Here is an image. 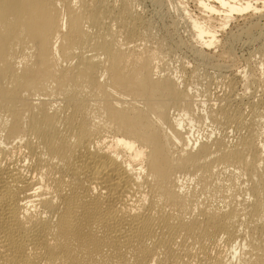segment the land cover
<instances>
[{"label":"bare ground","instance_id":"1","mask_svg":"<svg viewBox=\"0 0 264 264\" xmlns=\"http://www.w3.org/2000/svg\"><path fill=\"white\" fill-rule=\"evenodd\" d=\"M152 2L193 67L129 0H0V264H264V63L227 60L263 44L264 0Z\"/></svg>","mask_w":264,"mask_h":264},{"label":"rangeland","instance_id":"2","mask_svg":"<svg viewBox=\"0 0 264 264\" xmlns=\"http://www.w3.org/2000/svg\"><path fill=\"white\" fill-rule=\"evenodd\" d=\"M143 1H144V3H143ZM171 1H173L174 3H178L182 7H187L192 16H197L200 18H203L204 16H206L205 15L206 11H204L200 7V5L197 4L198 0H171ZM129 2L133 5V7L137 8V10L139 12H142L147 17L150 16V18H151L154 15H156L155 13H157V15H158V16L156 15L155 17H153L154 20L152 22V30H153L154 39L146 44V47L148 48V51L150 53L161 52L163 55V59H165V55H168L171 59L170 60V67L172 69H177L182 64H187L190 67H193L195 65L196 60L192 58L193 55L190 53L191 51L189 52L190 47L186 46L187 41L185 42V45H184L185 48L181 44L182 41L189 40L191 38L190 28L187 25L178 22L176 25V28L174 27L175 29H173V30L171 29L172 31L175 30L172 34H174V33H176V34L169 36V37H166L164 34V28H165L164 25H167L166 24L167 22H168V24H170V22H171L170 17L171 16H167L168 19H167V17H166V19L161 18V16H160V18H158L159 12H157L158 10L155 12L156 7L153 5V2L151 4V0H142L141 3H139V4H138L137 0H129ZM152 5L154 7H151ZM160 10L163 11V9H160ZM171 10H172V13H174L176 16L178 15V13H179L178 10H175V9H171ZM201 11H203V13H201ZM250 12H251V10H248L243 15H238L237 17H235L232 21L229 22V24L226 25L225 29H223V27H221V29H217L218 30L217 36H218L219 41H217V43L212 47L211 50L213 52H215L217 55L221 54L226 58V56L228 55V52L223 47V44H224L226 37L228 35H230L231 31L236 30L238 27H240L242 25V22H244V20L248 16H250ZM216 14H217V19H220L221 18V16H219L220 13H216ZM161 19L162 20L165 19V20L162 21ZM163 23H165V24H163ZM187 38H189V39H187ZM244 40H245V38H244ZM242 43H243V41L236 44L235 52H234V55H232V59L226 58L227 60H229V62H228L229 64L234 65V67H236V68H244L245 64H248L250 61V60H247V61L245 60L247 57L250 56V54L252 55V61L250 62V65L259 66V64L261 62L264 63V41H263V44H261L259 48H258V45L256 42H253L251 47L242 45ZM187 48H189V49L187 50ZM139 52H142V51L139 50ZM255 69L257 70V72L260 75V76H257V78L262 79V83L259 80L260 84L257 87L258 93L260 94L264 91V85H263V83H264V76H263L264 70H261L260 67L255 68ZM208 71H209L208 73L199 72L197 75L193 76V78L191 80L192 84L197 89H200L201 91L207 85H210L212 88L217 87L216 84L212 85L210 83L211 79L216 78L218 81L220 80L219 81L220 86H222V84L228 80V79H226L227 77L224 76L225 74L224 75L222 74V76L220 75L221 77L214 75L215 73H218L216 69L210 68V70H208Z\"/></svg>","mask_w":264,"mask_h":264}]
</instances>
